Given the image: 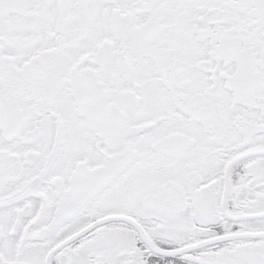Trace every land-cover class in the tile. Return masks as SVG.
Masks as SVG:
<instances>
[{
    "label": "snow or ice",
    "instance_id": "obj_1",
    "mask_svg": "<svg viewBox=\"0 0 264 264\" xmlns=\"http://www.w3.org/2000/svg\"><path fill=\"white\" fill-rule=\"evenodd\" d=\"M0 264H264V0H0Z\"/></svg>",
    "mask_w": 264,
    "mask_h": 264
}]
</instances>
